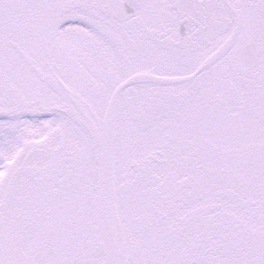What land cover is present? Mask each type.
<instances>
[{"label": "snow or ice", "instance_id": "obj_1", "mask_svg": "<svg viewBox=\"0 0 264 264\" xmlns=\"http://www.w3.org/2000/svg\"><path fill=\"white\" fill-rule=\"evenodd\" d=\"M0 264H264V0H0Z\"/></svg>", "mask_w": 264, "mask_h": 264}]
</instances>
